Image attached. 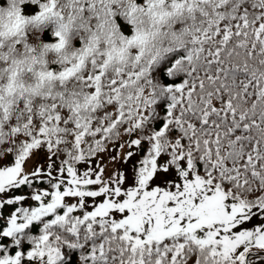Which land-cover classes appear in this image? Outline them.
I'll list each match as a JSON object with an SVG mask.
<instances>
[{
	"label": "snow or ice",
	"instance_id": "obj_1",
	"mask_svg": "<svg viewBox=\"0 0 264 264\" xmlns=\"http://www.w3.org/2000/svg\"><path fill=\"white\" fill-rule=\"evenodd\" d=\"M0 264H264V0H0Z\"/></svg>",
	"mask_w": 264,
	"mask_h": 264
},
{
	"label": "trees",
	"instance_id": "obj_2",
	"mask_svg": "<svg viewBox=\"0 0 264 264\" xmlns=\"http://www.w3.org/2000/svg\"><path fill=\"white\" fill-rule=\"evenodd\" d=\"M38 156L41 159V163H46L45 154L43 152L38 153ZM40 187L42 188L47 187V185H40ZM13 210H14V206H5V208L3 209V213L5 216H7ZM247 226L250 227L251 225H247Z\"/></svg>",
	"mask_w": 264,
	"mask_h": 264
},
{
	"label": "rangeland",
	"instance_id": "obj_3",
	"mask_svg": "<svg viewBox=\"0 0 264 264\" xmlns=\"http://www.w3.org/2000/svg\"><path fill=\"white\" fill-rule=\"evenodd\" d=\"M92 187H95V186H92Z\"/></svg>",
	"mask_w": 264,
	"mask_h": 264
}]
</instances>
